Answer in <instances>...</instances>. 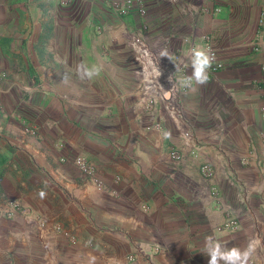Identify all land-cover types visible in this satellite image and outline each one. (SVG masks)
<instances>
[{"label":"rangeland","instance_id":"1","mask_svg":"<svg viewBox=\"0 0 264 264\" xmlns=\"http://www.w3.org/2000/svg\"><path fill=\"white\" fill-rule=\"evenodd\" d=\"M61 1L63 4V0ZM118 1L125 2V0ZM162 1L169 4V7L164 6V8H168L169 12H173L175 8L179 15L174 18L168 14L161 17L159 13L162 12L158 11L160 8L155 6L154 2L162 3ZM154 2H152L154 6H149L147 0H144L143 5L146 10L144 15L139 10V3H136L126 14H121L112 7V3L103 6L98 5L94 0H71L68 4H63L69 7L66 12L71 22L69 25L67 20L61 17L57 23L69 28L70 37L66 38V42L61 40L62 38L59 40L57 38L59 53L54 59L71 63L69 69L59 68V72L62 77L68 71L73 81L72 85L56 87L61 90L60 92L66 87L70 89L67 94L74 100H61V103L68 102L72 106L76 113L74 117H66L62 112L53 109L49 103L51 98L49 90L42 84V76L49 77L50 72L39 68L34 69L32 66L38 65L37 56L42 55L47 59L48 38H41L44 45L39 46L41 48L39 53H35L37 46H32V38L15 36L9 39L11 42L8 40L0 42V44L4 42L2 48L7 51L0 52V58H2L0 76H3L0 80V239H4L5 234L10 237L11 233L15 238L25 233L32 236L30 232L35 231L33 225L38 224L40 232L41 224L47 223L48 220L60 221L66 229L76 233L77 228L67 225L60 218L47 216L44 213L34 220L36 221L34 223L31 217L33 205L24 204L22 197L35 188L39 194L40 191L45 193L47 183H50L55 190L60 189L64 192L69 188L65 186L68 182L72 183L71 180L74 182L80 178L86 179L96 191L110 196L116 197L118 195L116 188L119 187L127 191L126 185H123L124 179L118 173L112 175L111 180L104 176L107 170L102 171L101 167L105 165L106 159L97 156V149L102 148V143L105 146L107 140L115 142L121 136L128 140L127 144L139 140L138 135L142 137L146 135L149 139L150 130L147 126L158 120L162 129L155 131L162 135L163 145L156 154L158 162H151L150 167L141 166V169L146 168L153 173H162L161 175L166 173L159 182L150 181H153L157 189L162 192L166 191L164 187L168 186L169 190L181 199L183 208L187 211L183 212L187 223L192 222L194 216L195 219L200 216L199 220L205 222L207 217L204 206L210 204L214 207L222 219H216L214 227L209 225L210 234L214 233L228 247L243 248L249 240L261 239L250 264H264V227L259 225L254 233L249 234L247 228L243 227V213L239 211L242 205L243 209H246L253 204L252 195L246 192L248 187L246 181L249 179L252 183L255 182L257 175L254 167L256 165L252 166L251 161L257 156L253 157L254 152L245 156V150L235 139L237 135L244 134L243 128L248 133L251 127L256 125L252 122L255 116L252 112L253 107H250L256 100L249 98L250 95L246 92L240 94L241 98L226 100V90L223 87L210 89L207 87L203 89L207 98L202 100L201 105L194 109H186L183 104L185 101L183 95L188 91L181 90L173 96L171 101V107H174L172 115L166 109H162V100L160 98L156 100L148 91L151 86L149 83L152 84V81L155 84H163L164 75H158V71L176 70L175 64L168 57H161L162 52L167 51L178 63L180 62L179 65L183 66L184 63L183 69H188L187 72L190 74L191 67L184 54L191 49L192 42L195 46L204 47L207 36H210L213 47L225 64L216 75L227 71L230 75L244 79L247 76L250 77L246 75V72H250L257 66L264 75L262 69L264 61L261 62L259 59V56L262 60L264 58V5L261 8L259 20L244 22L245 19L240 13L244 12L245 7L240 4L229 6L218 3L221 6L218 7L216 3L215 8H211L207 3L198 4L197 1L196 5L195 3L186 5L183 0H175V2L154 0ZM216 8L220 10L215 11ZM173 14L176 15L174 12ZM137 39L142 40V46L137 43ZM22 40L24 43H21ZM142 48H148L150 54L142 55ZM81 61L89 65L96 63L103 66L100 77L92 82H84L87 84L85 86L79 84L80 80L74 73L75 64ZM153 68L154 71H151ZM181 71L179 66L177 72ZM142 73L145 75L142 76ZM151 76L155 78L151 79ZM215 76L211 81L216 78ZM112 87L117 89L116 92L133 94L122 99L120 105L123 106L124 112L132 113L133 108L129 109L131 107L125 108V106H132L137 102L140 109L137 108L138 111L133 113L134 117L137 114L139 116L138 123L142 124V132H132L128 125L129 117L126 114L116 118L111 113H102L99 106L100 98L111 97L113 94L101 93L109 91ZM257 87H259L258 84ZM89 98L93 100H88ZM153 107L158 108L159 111L155 112L160 114L153 113ZM260 109L264 114V107ZM114 122L117 123V129L110 130L108 135L105 133L106 141L103 140L102 130H106V126L111 129ZM165 132L169 134L167 138L163 135ZM255 135L260 136L264 143V132L258 131ZM251 137H255L253 132ZM29 145L30 148H26ZM106 145L105 148L111 147ZM152 150H148L149 156L153 155ZM173 151L179 152V160H175ZM78 155L85 156L93 165L94 177H98L103 183L101 187L95 184L93 175L82 173L74 164V158ZM245 160L247 163L244 162ZM47 164H51L52 168L47 169ZM71 164H74V167ZM205 165L213 173L210 179L203 174L202 167ZM149 175L147 174V178L151 179ZM16 177L20 179L17 181ZM225 177L230 183L227 186L222 179ZM160 182H164L165 185L162 186ZM22 183L29 189L25 190ZM222 183L225 184L224 189ZM239 183H242L241 187H244V191L237 198L234 193L239 194ZM214 187L219 191H212ZM93 195L96 194L93 193ZM91 199L94 201L95 210L97 207L102 206V209L108 206L111 201L106 196L95 200V196L91 195ZM148 204L142 206L146 208L143 209L146 212L150 211ZM23 215L30 222H27L25 226L22 225L24 221L21 223L24 219ZM154 215L158 217L159 213L155 212ZM94 216L98 218V213ZM234 217L239 224L236 229H229L230 227H226L225 223ZM260 219V222H264V215H261ZM172 220L169 218L167 221L165 217L163 221L170 223ZM149 222L166 227L161 223L160 218L157 220L152 217L147 220V223ZM25 227L26 231H24ZM176 231L178 230H174ZM250 231L253 232L251 227ZM158 232H162L163 237L153 238V244L149 248L151 255L163 253L164 250L166 252L169 248L164 241L174 240L171 235L168 236L171 231L165 232L156 226L154 234L158 235ZM165 233L166 236H164ZM242 233L249 235H242ZM80 238L81 236H78V242ZM67 241L70 246L76 245L68 238ZM84 244L88 249L97 248L93 239L85 240ZM198 247L203 250L204 239ZM170 248L181 249L180 245H170ZM74 249L72 247L69 253L62 248L56 249L60 251L58 255L47 259V263L40 261V264H165L163 261L147 260L146 242L130 251L124 262L112 261L109 258L98 260L95 254L91 257L90 255L79 257ZM5 254L9 256V260L3 257ZM12 256V253H4L0 246V264H37V261L35 262L33 258L29 259L30 256H26L25 253H20L19 260L11 259ZM203 262L205 260L201 259L200 264Z\"/></svg>","mask_w":264,"mask_h":264},{"label":"crops","instance_id":"2","mask_svg":"<svg viewBox=\"0 0 264 264\" xmlns=\"http://www.w3.org/2000/svg\"><path fill=\"white\" fill-rule=\"evenodd\" d=\"M94 1L98 5L105 6L109 5V3L113 4L116 0ZM183 1L186 5L194 3L196 5V1L198 4L207 3L211 8H215L216 3L218 7H221L218 3L229 6L240 4V6L245 7L244 12L240 13V15L244 17L243 19H245L244 22H247V20H259L261 8L264 5V0ZM152 2H154V0H147V5L159 6L160 9L158 11L161 10L162 13H159L161 14V17L168 14L174 18L179 15V12H177L175 8L172 11L176 15H174L173 12H169L168 8H164V6L169 5L168 2H154V5ZM103 8L106 9V7ZM68 9L69 7L63 5L61 0H0V42L6 40L9 41L10 38H14L15 36L32 38V46H37L35 53H39L41 52L39 46L44 45L41 38H48L46 41L48 52L47 59L42 55L40 57L37 56L38 65L34 64L32 66L34 69L39 68L50 72L49 77L42 76V84L47 90H49V97H51L49 98V103L53 109L62 112L66 117H74V114L76 113L73 111L72 106L68 102L61 103V100H74V98L67 94L70 92V89L66 87L64 91L60 92L61 90L56 87L57 85H72L73 80L70 77L67 81L63 80V76L61 77L59 72V68L69 69L71 63L66 62V60H63V63H60L58 60L54 59L56 58V54L59 53L57 38L58 40L59 38H62L61 40L66 42V38L70 37L69 28L62 27V25L57 23L62 17V19L67 20L70 25L71 20L68 18L66 12ZM149 10L151 15V7ZM152 12L154 13L155 11ZM243 27L244 25L242 28ZM9 42H11V40ZM21 43H24V41L22 40ZM3 44L4 42L0 44V52H7L2 48ZM62 46L65 47V45ZM17 52H20V50H17ZM23 52L24 51H22V53ZM259 59L261 62L264 61V58L262 60L260 56ZM1 61L2 58H0V62ZM34 61L35 59L33 58V62ZM260 71L259 66L254 67L250 72H246V75H249L250 77L247 76L244 79H239L236 75H230L229 72L223 71L219 75H216V78H214L210 84L199 86L194 91L189 90L183 95V98L185 97L183 104H185L186 109H194L201 105L202 100L207 98L203 92V89L207 87H209V89L223 87L226 90V100L238 99V97L241 98L240 94H245V92L250 95L249 98L256 100L255 103L253 102L254 105L250 106L253 107L252 112L255 116L252 122L253 124L256 123V125L252 126L251 131L248 133H246V130L243 128L244 134L237 135L235 138L237 139L238 144L245 150V156L250 155L251 152L255 153L253 157L257 156V158H254V160L251 161L252 166L256 165L254 167V171L257 175L254 180L255 182L252 183V180L249 179L246 181L245 178L246 186L248 185V187H246V192H250V196L252 195L251 199L253 204L250 205V208L246 207V209H243V205L239 208V211L243 213L242 216L244 217L243 227L244 229L247 228L249 234L254 233L259 225L264 227V222H260V216L264 215V143L260 136L256 137L258 135H255L258 131L264 132V114L260 109V107H264V75H262ZM141 75L143 76L145 74L142 73ZM25 84H27V82H25ZM79 84L83 86L87 85L82 81H79ZM257 84L259 87H257ZM116 91L117 89L112 87L109 91L101 93H112L113 95L107 98H100V110L103 114L111 113L116 118L126 114L129 117L128 125L132 132H142V124L138 123V114L134 117L135 111L140 109L137 102L132 105L133 107L131 105L125 106V108H133L134 113H130L129 111L124 112L123 106L120 105L122 99H126V96L130 97L133 94L131 93L127 95L123 92ZM88 100L93 99L89 98ZM116 124L117 123L114 122L111 129L106 126L107 129L102 130L103 140L106 141L105 136L107 137L110 130L114 131L117 129ZM124 130L127 131V129ZM121 131H123V129ZM145 132L147 131L145 130ZM252 132L255 137H251ZM105 133H107V135ZM148 137L149 139H147L146 135L143 137L138 135L139 140L127 144L128 140L121 136L120 139L115 142L107 140L106 144L111 146L110 148H105L107 145L105 144L104 146L102 143V148L97 149V156L106 159L105 165L101 167L102 171L107 170L104 176L108 180H111L112 175L118 173L124 179L123 185H126L125 188H127V191H124L120 187L116 188L118 190H116L118 192L116 197L96 191V189L88 184L86 179L84 180L81 178L74 182L71 180L72 183L68 182L66 185L64 183L65 186H69L68 190H64V192L60 189L55 190L50 183H47V190L45 193L43 192V197L40 196L37 188L30 190L29 193H26V195L22 197V202H24V204L31 203L33 205L31 217L34 223L36 222L34 220L38 219L39 216H42V213L47 216L60 218L67 225L78 229L76 230V233L77 236H81L80 242L74 246H70L67 237H64V235L52 233L49 236H43L38 230V224L37 226L34 224L33 228L35 231L30 232L32 236L25 233L20 237L15 238L12 233L10 237L8 234H5L4 239H0L1 250L4 253H12L13 256L11 259L15 260H19L20 253H25L26 256H30L29 259L33 258L35 262L37 261V264H40V261L47 263V259H52L55 255H58L60 251H56V249L62 248L69 253L71 252L72 247L75 248L74 252L77 253L79 257H83L84 255H90V257L96 255L98 260L109 258L112 261L124 262L126 261V255L130 251L136 248L137 245L146 242L147 260L163 261L165 264H196V262L200 264V260L203 259L205 262L201 264H208L206 261L208 262L210 258L199 249L198 245L207 235L210 234L209 229L211 227L209 225L214 227L215 220H221L222 218L214 207H211L209 204V206H204L206 211L203 209L207 217L205 222L199 220L200 216L196 219L194 216L192 222L187 223V221L184 220L183 212L185 213L187 211L183 208L184 205L182 204L181 199L174 192L172 193L168 186H165L164 188L166 191L162 192L157 189V185H155L153 181H150L157 180L159 182L166 173L161 175L162 173H153L146 168L143 169L144 171L141 169V166L150 167L152 164L151 162H158L156 154L160 149V146H163L161 142L162 135L160 132L150 131ZM28 147L30 148V145L26 146V148ZM148 150L153 151L152 156H149ZM46 166L47 169L52 168L51 164H47ZM71 166L74 167V164H71ZM147 174H150L149 176H151V179L149 177L147 178ZM19 179V177H16L17 181ZM222 179L225 181L226 186L230 184L226 177ZM160 184L162 186L165 185L164 182H160ZM221 185L224 189L225 184L222 183ZM241 185L242 183H239V194L234 193V196L237 198L242 195L244 191V187H241ZM24 188L25 190L29 189L26 186H24ZM41 192L42 191H40V193ZM93 193L96 195H93ZM91 195L95 196V200L105 196L109 197L111 199L110 204L102 209V206L100 208L97 207V210H95L93 208L94 201H92ZM145 204L150 206L149 212L143 210L146 209L142 208ZM155 212L159 213L158 217L154 215ZM97 213L98 218H95L94 215ZM22 217L24 219L21 223L24 221L22 225L25 226L29 221L25 219L26 216L23 215ZM152 217L157 220L160 218L162 220L161 223L165 224L166 227L161 226L160 224L155 225L151 222L147 223V220L152 219ZM165 217H167V221L169 218L173 220L170 223L164 222L163 220ZM74 223H76V225H73ZM156 226L158 229L164 230L165 232L171 231L168 233V236L171 235L174 240L172 242L164 241L169 248L166 249V252L164 250L163 253L151 255L152 253L149 248H151L150 245L153 244V238L157 236L163 237L162 232H158V235L154 234ZM249 226L252 228L253 232L250 231ZM29 228H31L30 225ZM174 230L178 231L174 232ZM24 231H26V227ZM249 234L242 233V235L246 236ZM166 235L167 234L165 233L164 236ZM87 239H93L97 248L88 249L84 244V241ZM256 241L259 244L261 239L257 238ZM170 245H180L181 249L177 250L174 248L172 250ZM3 257L9 260L7 254ZM185 258L187 259L184 260Z\"/></svg>","mask_w":264,"mask_h":264},{"label":"clouds","instance_id":"3","mask_svg":"<svg viewBox=\"0 0 264 264\" xmlns=\"http://www.w3.org/2000/svg\"><path fill=\"white\" fill-rule=\"evenodd\" d=\"M172 2H175V0H172ZM184 56L187 58L191 67L190 75L184 77L183 79H179L174 74L170 76L169 79L170 81H174L172 88L179 85L182 89L194 91L197 87L204 86L208 83L210 79V70L215 62L216 54L210 46H194L187 51ZM161 57H168L175 64L176 72L179 70L178 61L167 51L162 52ZM58 62L63 63L62 60H58ZM102 71L103 66L96 63L89 65L87 62L81 61L74 66V73L82 82L94 81L100 77ZM69 76L70 73L66 71L63 75V80L67 81ZM163 135L165 138L169 136L166 132L163 133ZM40 196L43 197L44 193L41 192ZM257 248L258 242L256 240H249L247 245L243 248L237 246L228 247L213 233L204 238V247L202 252L210 258L208 260V264H250Z\"/></svg>","mask_w":264,"mask_h":264},{"label":"built area","instance_id":"4","mask_svg":"<svg viewBox=\"0 0 264 264\" xmlns=\"http://www.w3.org/2000/svg\"><path fill=\"white\" fill-rule=\"evenodd\" d=\"M70 1L71 0H63V4H68ZM136 3H139V5L142 6L144 4V0H125V2H120L117 0L113 3V7L115 9H117L121 14H126V13L130 12V10L135 6ZM140 6H139V10H140L141 14L144 15L146 13L144 5H143V7H140ZM219 10H220V8L215 9V11H219ZM137 41H138L137 43H139L141 46L143 45L142 40L137 39ZM190 46H191V48L194 47L195 46L194 42H192L190 44ZM203 46L204 47L210 46L216 54L215 62L213 63V66L210 70V79L208 81V82H210L213 79V77L219 71H221L223 69L225 64H224V61L220 58L217 50L213 47L210 36H207L205 38ZM195 47H199V46H195ZM256 49L260 50L259 48H256ZM141 51H142V55L148 56L150 54V51L148 48H142ZM179 66H180V69H182V71L180 73L176 72V70H174V69L170 70V72H166L165 70H161V72L158 71V75H161V76H162V74L164 75L163 84H159V83L155 84L152 81V84L149 83V85H151V86H149V88H148L149 93L151 92L153 94L152 95L153 98H155L156 100H158L160 98L162 100V102H163L162 109L163 110L166 109V111H168L172 115L174 112V107H171V101L173 99V96L176 95V93L181 92V90L189 91L187 89L180 88L179 85H177L175 88H172L174 81H170V79H169L170 76L175 74V76L177 78L183 79L184 77L190 75L187 72L188 69H183L185 66L184 63H183V66L182 65H179ZM262 69L264 71V66L262 67ZM156 77H158V76H156ZM154 78H152V76H151V79H154ZM1 79H2V75L0 76V80ZM152 109H153V113L160 114L158 112H155L158 110V108L153 107ZM147 129L150 131L161 130L162 126H161L160 121L157 120L156 122L148 125ZM172 155L175 158V160L180 159V154L178 151H173ZM62 160L64 161V159H62ZM244 162L247 163V160H245ZM74 164H76V166L78 167V169L82 173H85L88 175H93L95 184L98 185L99 187L102 186V184H103L102 181L100 179H98V177H94L93 165L87 160V158L85 156H82V155L76 156L74 158ZM202 170H203L204 176L207 179H210L213 177V173H212V171H210V168L207 165L203 166ZM217 189L214 187V190H212V191H214V192L219 191ZM236 219L237 218H235V217L232 219H229L225 223L226 227H230L229 229H236L237 225L239 224L238 220H236ZM52 221H54V222H52ZM52 221L48 220L47 223L43 222L41 224L40 234H42L43 236L44 235L48 236L52 233H58V234L66 236L71 243L77 244L78 236L76 233H74L72 230L66 229L65 226L63 225V223H61L60 221H55V220H52Z\"/></svg>","mask_w":264,"mask_h":264},{"label":"bare ground","instance_id":"5","mask_svg":"<svg viewBox=\"0 0 264 264\" xmlns=\"http://www.w3.org/2000/svg\"><path fill=\"white\" fill-rule=\"evenodd\" d=\"M151 71H154V68H153V69H151Z\"/></svg>","mask_w":264,"mask_h":264}]
</instances>
